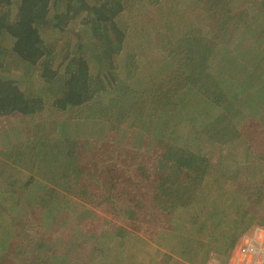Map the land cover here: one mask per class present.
Returning <instances> with one entry per match:
<instances>
[{
	"label": "rangeland",
	"instance_id": "374dc122",
	"mask_svg": "<svg viewBox=\"0 0 264 264\" xmlns=\"http://www.w3.org/2000/svg\"><path fill=\"white\" fill-rule=\"evenodd\" d=\"M261 10L262 0H129L116 19L127 37L114 56L118 78L111 94L100 93L66 111L47 98L37 113L0 116V264H223V246L232 240L217 238V231L202 238L206 257L203 251L182 256L172 250L189 217L205 218L211 209L243 214L231 229L236 241L228 260L242 233L264 227V174L259 170L264 169V100L242 101L239 108L230 96L239 88L227 79L223 93L230 97L218 95L222 91L215 84H189L202 75L207 61L210 74L221 73L214 67L222 60L223 45L233 44L236 60L244 61V38L234 39V23L247 19L258 29ZM69 28L64 33L44 30L54 49V68L67 57L62 48L75 39L80 20ZM144 54L160 58L154 79L146 82L140 74L148 63ZM3 62L6 75L17 78L27 95L62 88V74L47 84L11 53ZM198 90L208 91L205 98ZM198 100L203 101L193 108ZM203 106L215 116L207 118ZM194 127L199 130L191 133ZM75 138L90 145L70 144L61 154L60 144ZM182 149L210 162L208 175L199 174L200 165L179 166ZM78 158L87 163L81 173ZM252 169L261 175H249ZM165 174L171 175L168 186L178 187L183 197L176 194L166 202L157 194ZM214 176L230 179L216 190ZM258 190L263 194L256 195ZM160 203H168L166 213ZM230 217L236 215L225 223Z\"/></svg>",
	"mask_w": 264,
	"mask_h": 264
},
{
	"label": "trees",
	"instance_id": "16d2710c",
	"mask_svg": "<svg viewBox=\"0 0 264 264\" xmlns=\"http://www.w3.org/2000/svg\"><path fill=\"white\" fill-rule=\"evenodd\" d=\"M128 1L129 0H0V116L12 113H21L24 115L37 113L44 110V107L48 103L45 100L47 98L52 104L56 105L57 108L66 111L71 107L76 108L83 106L100 93H103V95L111 94L118 78L115 72L114 56L121 53L123 43L127 37L126 31L118 25L116 19L126 12ZM188 9L189 7L182 9V13H185ZM177 10L178 8H176V11ZM182 13L180 12V15L178 14L177 18L173 20L172 29L178 27L183 21L181 18L184 13ZM149 17L150 21L148 24L152 25L155 22V18H153L152 15ZM262 18H264V0H262V10L259 19L262 20ZM75 19L80 20L82 28L76 30V33L73 35L75 36L74 42L69 40L68 43L65 44V47L62 48L66 51L67 57L59 67L54 68V49L51 44L48 43L44 30L46 27H50L54 32H70L69 27ZM244 20L245 19H242L241 28L244 27ZM263 22L264 21L260 23L262 25L259 27L260 30L258 34L249 27L245 29V31L248 33L251 32L252 36H254L250 41L254 45L260 44L256 41L264 38ZM247 26H251L250 23ZM235 31L236 35L241 33V30ZM242 35L245 34L242 33ZM235 38L236 36L234 39ZM219 51L220 54H222V59H224V56L230 58L235 55L236 48L233 44L231 46L228 44L223 45ZM7 53H11L14 58L21 61L30 71H38L40 79L47 84H52L53 80H55L59 74H62L63 80L59 77V83L62 84L60 91L54 90L52 87L49 88L52 93L45 89L47 91L35 92L36 94L34 96L27 95L20 87L17 78L6 75V67L3 58ZM146 55L147 54H144L145 59ZM159 60L160 58L155 54H151V56L146 59L148 63L144 65L140 73L144 75V82L154 79L156 68H158L156 64H159ZM261 62H264V54H258L256 57L255 63ZM229 63L231 62L229 61ZM220 64L221 63L218 62L214 67V69H217L219 72L221 69L219 66ZM238 71L243 72L244 70L239 68ZM252 72L253 74L251 77H246L249 79L248 83L244 81L242 82V86H236L237 88H247L250 93L244 94L243 91L237 89L233 93V96L230 95L231 99L239 108L244 106L240 104V102H242L240 99L242 98H247L244 101H256V99L264 100V66L261 68L260 65H257L252 69ZM226 74H228V71L222 69L221 73L218 74L217 82H219L222 90L225 86L224 83H226L224 77ZM232 79H235L236 82H240L237 78ZM225 92L227 91L225 90ZM53 93H57L56 95H58V97H55ZM195 98H197V96H195ZM202 101L203 100L192 102L191 105L193 108H197L196 103L201 104ZM208 106L210 108L213 107L215 110L214 104H208ZM204 107L205 106L201 108ZM214 110L212 112L209 111V108L205 107V111H208L206 117L211 119L212 116H215ZM177 114H180V112ZM87 126L88 125H86V127ZM163 126L166 128L167 125L164 124ZM194 128L195 131L191 133L199 130L198 127ZM171 132H174V130L172 129ZM199 136L200 135L195 138L189 136L188 140L193 142V140L198 139ZM165 137L174 136L165 134ZM57 141L58 139L54 140V142ZM70 144L90 145L81 138L68 139L66 146L60 144L59 149L61 154L64 153L66 147H69ZM169 146L170 144L167 145V148H169ZM91 148L92 150H96L98 147L91 145ZM162 157L163 155L161 158ZM200 158L201 157L194 155L193 152L182 149L177 161H179L178 165L181 167L200 165L201 167L198 166V168L200 167L201 169L199 174L201 176H206L208 175L207 172L210 162L206 165ZM161 160L162 165L165 160ZM86 164V162L78 158L76 162V171L78 172L77 168L79 169V173L84 171L85 169L82 168V165ZM255 166L258 165L255 164ZM259 170L264 174L263 168ZM253 173L254 175H261L259 171H255L254 169H252L249 175H253ZM214 177L213 181L217 184L216 190L223 189V179H230V177L227 176H225L226 178L219 176ZM190 178L192 179V176ZM160 180L165 186L161 185V190L158 191L157 194L167 198L166 202L172 197H175L176 194L179 197H183L184 192L182 190L178 191V187L171 188L168 186L171 181V175L165 174L162 178L160 177ZM249 181H252V179ZM173 184H177V181ZM183 186H187V181ZM164 189H170V194L161 193ZM240 193L244 199L250 198L246 193L241 191ZM261 194H263L261 190L256 192V195ZM158 206L164 213L167 212L165 209L169 207L168 203H160ZM133 213L135 212L133 211ZM233 214L236 215V218L230 217L229 223H225L226 217ZM242 215L243 214L239 212L234 213L227 211L225 213L224 209H222L221 213H218L216 209L208 210V212L205 213V218L193 215L188 218L190 225L188 224V227L183 228L180 236H177V239H180L177 249L174 250V248H172V250L182 256L184 253H192V256H199V251L204 250L202 247V238L205 236L204 234L213 236L217 231V238L221 237L223 239L227 238L228 240H232L229 242L228 246H223L224 261L221 263L227 264L230 250L236 241L231 229L239 225L240 220H242ZM244 215L246 214L244 213ZM139 217L141 221V217L143 216L140 215ZM208 217L212 222L208 221ZM227 225L230 228H227ZM201 234L202 237L199 238L198 235ZM9 246H7V248ZM208 252V250L203 251L204 257L207 256ZM217 258L219 257L217 256Z\"/></svg>",
	"mask_w": 264,
	"mask_h": 264
},
{
	"label": "crops",
	"instance_id": "0c3cea01",
	"mask_svg": "<svg viewBox=\"0 0 264 264\" xmlns=\"http://www.w3.org/2000/svg\"><path fill=\"white\" fill-rule=\"evenodd\" d=\"M259 18H257V19L260 20ZM263 19L264 18H262V20H260V21H264ZM249 23L250 22L247 19H245L244 23H243V26H244L243 28H241V19H236V21L234 23V33H236L235 30H238L237 26H239V28L241 30V33H239L238 35L235 34L234 37L236 36V37L244 38L243 42H245V44H243L244 45L243 52L247 53L248 56L244 57V61H237L235 55L233 57H230L227 59L225 58V59H222L219 61L221 63L219 65L220 68L222 70L228 71V74L224 75L225 79H227L229 84H232L233 86H240V85L242 86V82H244V81H247V83H248L249 79H247L246 77L252 76V74H253L252 69L254 67H256L257 65H260L261 68L264 66V62L255 63L257 55L258 54H264V39L260 40V41H256V42L260 43V44H256V45H254L252 42H250L254 36H252L251 32L248 33L247 31H245V29L249 27L254 32H257V34H258V31L260 30V28L256 29L254 27L247 26ZM228 26H230V25H225V27H228ZM242 33L245 35H242ZM257 46H260V47H257ZM240 52H242L241 49H240ZM211 61L213 62L212 59H211ZM229 61L231 63H229ZM208 62L209 61H207L206 63H203L201 65V69L204 70L202 75H197L196 79L192 78V79H194V81L189 82V84H195V83H197V84H215V86L218 85L217 91L218 90L222 91V93H219L218 95L221 96L222 94H226V93H223L224 91L222 90V87L220 86L219 82H217L218 81L217 80L218 74H215V75L210 74L209 70H211L212 65ZM216 63H218V62H216ZM213 65H214V62H213ZM239 68L243 69L244 71L243 72L238 71ZM232 78H237L238 80H240V82H236L235 79H232ZM239 90L243 91L244 94L250 93V91L247 90V88H239ZM198 91H199V94H201L204 98H205L204 94L208 92V91L205 92L203 90H198ZM230 94H232V93H230ZM195 96H197V95H195ZM227 96H229V95H227ZM232 96H233V94H232ZM245 99H247V98H242L240 100L244 101Z\"/></svg>",
	"mask_w": 264,
	"mask_h": 264
},
{
	"label": "clouds",
	"instance_id": "9594fccd",
	"mask_svg": "<svg viewBox=\"0 0 264 264\" xmlns=\"http://www.w3.org/2000/svg\"><path fill=\"white\" fill-rule=\"evenodd\" d=\"M227 264H264V227L242 233Z\"/></svg>",
	"mask_w": 264,
	"mask_h": 264
}]
</instances>
